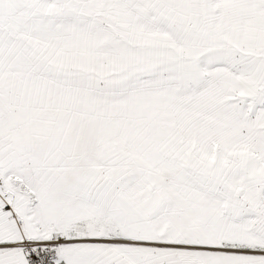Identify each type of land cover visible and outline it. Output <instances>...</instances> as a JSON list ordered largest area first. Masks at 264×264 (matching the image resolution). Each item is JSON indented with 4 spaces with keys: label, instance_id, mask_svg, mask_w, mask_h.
<instances>
[{
    "label": "snow or ice",
    "instance_id": "1",
    "mask_svg": "<svg viewBox=\"0 0 264 264\" xmlns=\"http://www.w3.org/2000/svg\"><path fill=\"white\" fill-rule=\"evenodd\" d=\"M0 264H264V0H0Z\"/></svg>",
    "mask_w": 264,
    "mask_h": 264
}]
</instances>
